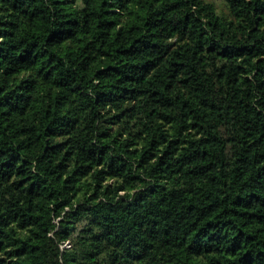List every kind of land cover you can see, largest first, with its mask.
I'll use <instances>...</instances> for the list:
<instances>
[{
    "label": "trees",
    "instance_id": "1",
    "mask_svg": "<svg viewBox=\"0 0 264 264\" xmlns=\"http://www.w3.org/2000/svg\"><path fill=\"white\" fill-rule=\"evenodd\" d=\"M224 1L0 0V264H264V0Z\"/></svg>",
    "mask_w": 264,
    "mask_h": 264
},
{
    "label": "rangeland",
    "instance_id": "2",
    "mask_svg": "<svg viewBox=\"0 0 264 264\" xmlns=\"http://www.w3.org/2000/svg\"><path fill=\"white\" fill-rule=\"evenodd\" d=\"M208 1H211L215 4L216 10L218 12H226L227 11V6H226L224 0H208Z\"/></svg>",
    "mask_w": 264,
    "mask_h": 264
},
{
    "label": "built area",
    "instance_id": "3",
    "mask_svg": "<svg viewBox=\"0 0 264 264\" xmlns=\"http://www.w3.org/2000/svg\"><path fill=\"white\" fill-rule=\"evenodd\" d=\"M69 245V243H68V241H66L65 243H64V245H62V246H68Z\"/></svg>",
    "mask_w": 264,
    "mask_h": 264
}]
</instances>
